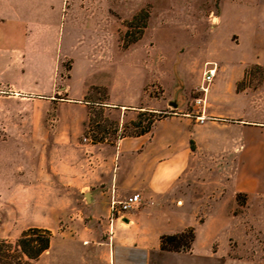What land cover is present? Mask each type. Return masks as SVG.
Here are the masks:
<instances>
[{"label":"rangeland","instance_id":"1","mask_svg":"<svg viewBox=\"0 0 264 264\" xmlns=\"http://www.w3.org/2000/svg\"><path fill=\"white\" fill-rule=\"evenodd\" d=\"M70 4L75 5L77 20L82 16L92 20L97 36L75 40L91 47L89 59L86 49L79 48L72 50L71 56L60 57L56 81L60 97L66 95L63 86L74 59L69 79L72 96L86 84L117 85L126 78L133 83L131 91L116 90L115 97L135 106H124L120 112L139 113V105L146 103L144 97L167 115L178 111L172 102L192 112V103L216 82L214 78L206 82L207 69L242 60L248 66L238 86L242 94L238 112L244 117L238 122H252L259 112L264 117V0H66V7ZM141 10L149 14L147 27L136 23L128 28L127 23ZM217 14L220 22L214 26ZM230 32L240 36L237 45L226 42ZM220 93L221 89H211L209 96ZM90 95L99 98L102 93L92 91ZM38 96L11 97L5 87L0 88V241L14 242L29 227H48L53 234L51 246L31 264H105L106 251L100 239L108 236L110 229L101 230L91 215L107 217L106 205L90 214L82 211L59 216L44 210L43 199L27 197L32 182L36 191L44 190L47 167L42 148L51 146L54 137L63 138L54 128L55 108L47 110ZM104 111L110 121L118 123L116 133L110 128L111 141L122 132L137 131L133 126L124 128L133 121L128 116L121 121L119 111ZM63 113L61 108V117ZM247 138L264 143V129L250 132ZM34 146L41 151L38 162L31 160L29 151ZM218 176L213 169L205 176L197 173L190 188L194 211L196 205L200 207L194 216L198 232L194 249L181 254L152 250L150 264H264V146H238V189L250 186L242 181L248 177L260 182L262 192L250 195L239 191L237 202L231 185L222 187L225 180L219 184ZM90 235L94 245L89 242Z\"/></svg>","mask_w":264,"mask_h":264},{"label":"crops","instance_id":"2","mask_svg":"<svg viewBox=\"0 0 264 264\" xmlns=\"http://www.w3.org/2000/svg\"><path fill=\"white\" fill-rule=\"evenodd\" d=\"M65 4L66 0H0V88L5 87L11 97L39 95L47 110L55 108L54 128L63 134V138L54 137L51 146L42 148L47 167L44 190L39 193L32 182L34 186L27 190V197L43 199L44 210L59 216L82 211L90 214L106 205L107 217L91 215L101 230L110 229L109 235L100 239L106 251L104 263L150 264V251H161L162 234L195 225L194 216L200 207L196 205L194 211L190 188L197 173L205 176L212 169L218 172L219 184L223 178L222 187L231 185L234 198L239 191L250 195L262 192L260 182L248 177L242 181L250 186L238 189V146H264L263 142L247 140L250 132L264 129L260 112L250 120L254 123L238 122L244 117L238 112L242 94L237 84L244 78L248 64L238 60L236 64L217 66L213 77L216 82H212L210 90L221 89V93L210 98V90L205 88L200 101L192 103V112L176 105L177 112L156 121L145 134L92 143L84 136L89 114L84 97L91 83L70 95L74 59L63 86L64 97H60L56 81L60 57L71 56V51L79 48L86 49L89 59L91 47L82 42L76 44V38H94L97 33L91 19L82 16L77 20L75 5ZM215 17L217 26L220 17ZM225 40L229 45H237L240 36L230 32ZM106 87L109 97L105 110L119 111L121 121L126 116L135 120L136 111L119 110L135 105L121 103L115 97L116 90L130 92L132 81L123 78L117 85L112 82ZM144 100L146 103L140 108L162 109L148 104L146 97ZM29 152L33 155L31 160L38 162L40 148L34 146ZM136 193L140 198L137 206L122 216L111 213L113 202ZM197 233L196 229L193 249ZM92 237L89 236V242L94 245Z\"/></svg>","mask_w":264,"mask_h":264},{"label":"trees","instance_id":"3","mask_svg":"<svg viewBox=\"0 0 264 264\" xmlns=\"http://www.w3.org/2000/svg\"><path fill=\"white\" fill-rule=\"evenodd\" d=\"M148 17L149 14L141 10L133 16L132 20L128 22L126 26L130 28L133 24L138 23L145 29L147 27ZM142 33L143 30H141L140 35ZM137 39L138 38H135L131 40V42ZM128 44L126 43V45ZM241 82L237 84V89ZM92 91L102 93V96L95 98V96L90 95ZM108 97V88L95 84L89 86L84 97V101L89 107L88 122L84 131V136L92 143L114 142L109 139L112 133L110 128L113 127V133L119 130L118 123L110 121L104 114L105 103ZM165 116H167V114L162 111L141 108V111L137 115V119L124 126V128L133 126L137 128V131L131 133L122 132L116 137V140L125 136L145 134L150 131L156 121ZM103 120L105 124L101 123ZM238 198L239 195L236 194L235 199L237 202ZM52 237L53 234L50 229L34 226L24 230L14 242L5 240L0 241V264H31L32 261L39 259L43 253L49 250ZM195 238V227L187 226L179 232L162 234L159 238V248L161 251L165 252L189 253L193 249Z\"/></svg>","mask_w":264,"mask_h":264},{"label":"built area","instance_id":"4","mask_svg":"<svg viewBox=\"0 0 264 264\" xmlns=\"http://www.w3.org/2000/svg\"><path fill=\"white\" fill-rule=\"evenodd\" d=\"M215 21V20H214ZM215 22H213L214 24ZM216 74V67H210L205 73L206 82H210ZM200 101V99H198ZM139 194H133L128 196L123 201H115L111 204V213L116 214L117 216H122L124 212H127L138 205L139 203Z\"/></svg>","mask_w":264,"mask_h":264},{"label":"water","instance_id":"5","mask_svg":"<svg viewBox=\"0 0 264 264\" xmlns=\"http://www.w3.org/2000/svg\"><path fill=\"white\" fill-rule=\"evenodd\" d=\"M172 105H173V106H176L177 104H176L175 102H172Z\"/></svg>","mask_w":264,"mask_h":264}]
</instances>
